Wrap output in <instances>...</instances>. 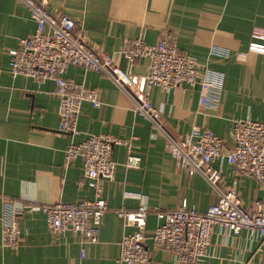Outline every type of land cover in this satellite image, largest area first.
<instances>
[{"label":"crops","instance_id":"obj_1","mask_svg":"<svg viewBox=\"0 0 264 264\" xmlns=\"http://www.w3.org/2000/svg\"><path fill=\"white\" fill-rule=\"evenodd\" d=\"M52 14H65L75 23V34L85 37L94 52L107 53L125 73L136 80L146 75L148 59L130 64L118 51L127 40L139 36L148 45L163 37L175 39L179 53L189 56L206 71L222 76L217 104L199 109L198 86L182 85L169 91L154 87L151 103L160 111V123L174 138H182L193 127L207 129L232 147L235 120L264 124V53L248 51L253 28L264 29V0H38ZM35 23L18 0H0V237L4 200L51 204L92 200L94 191L80 184L81 159L65 164L70 141L79 143L88 135H110L131 139L132 153L140 167L124 166L126 150L114 146L115 179L102 180L105 213L94 243H83L79 234L66 230L53 235L39 211H25L19 220L21 241L17 248L0 242V264H122L120 243L132 228L124 226L113 210L136 209L140 204L174 209L183 201L198 212L216 201V195L198 175L178 171L165 148L162 135L153 136L150 122L134 112L131 100L104 75L69 66L64 78L97 91L101 107L81 104L78 134L58 130L60 123L52 81L36 83L8 72L9 51L20 39L31 36ZM225 52L226 56L214 53ZM218 51V50H217ZM244 54L243 60L237 57ZM225 55V54H224ZM222 183H236L244 205L261 200V183L239 178L223 163ZM158 224L154 214L146 220L150 232ZM151 264H174L166 251L154 250ZM201 264H264V245L242 231L232 237L215 227L209 256Z\"/></svg>","mask_w":264,"mask_h":264},{"label":"built area","instance_id":"obj_2","mask_svg":"<svg viewBox=\"0 0 264 264\" xmlns=\"http://www.w3.org/2000/svg\"><path fill=\"white\" fill-rule=\"evenodd\" d=\"M35 23L34 33L20 39L16 49L9 51L8 72L12 77H24L36 83L52 81L58 100V130L78 134L76 125L81 104L88 102L101 107L96 90L64 78L69 66L104 75L128 96L134 112L150 122L153 136L165 138V148L178 171L203 178L216 195V201L205 212H198L182 202L174 209H160L140 204L136 209L113 210L124 226L133 231L123 236L118 262L122 264H151V253L145 247L150 241L154 250H163L173 257L174 264H201L209 256L210 239L215 227L235 237L246 231L260 245H264V194L252 206L244 205L236 183L223 185V163L234 168L239 178H250L264 189V124L252 120H235L231 131L232 147L226 149L222 139L207 129L193 127L182 138L169 135L160 123V111L151 103V90L158 87L169 91L182 85L198 86L201 91L199 109L217 104L222 91V76L200 68L195 59L179 53L175 39L163 37L154 45L145 43L141 36L127 40L118 51L130 64L140 58L148 59L147 72L140 80L132 78L107 53L89 49L86 39L75 34V23L65 14H52L45 3L38 0H18ZM218 50V51H217ZM214 53L226 56L225 52ZM249 52L264 53V29L251 32ZM225 54V55H224ZM243 60L244 54L237 57ZM131 139L110 135H88L83 141H70L64 153L69 165L76 159L83 163L80 184L94 191L92 200L51 204L27 203L20 205L13 199L4 200L1 224V246L15 249L21 241L19 220L27 211H39L45 217L48 230L58 235L71 230L80 235L83 243H94L105 213L109 212L102 196V180L115 179L116 164L112 159L114 146L126 150L124 166L140 167V157L132 153ZM154 214L158 224L150 232L146 220Z\"/></svg>","mask_w":264,"mask_h":264}]
</instances>
